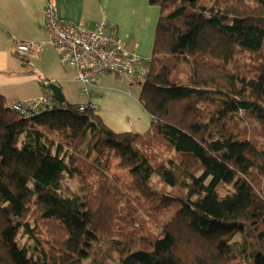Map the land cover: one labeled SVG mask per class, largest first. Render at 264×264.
Masks as SVG:
<instances>
[{
	"label": "trees",
	"instance_id": "1",
	"mask_svg": "<svg viewBox=\"0 0 264 264\" xmlns=\"http://www.w3.org/2000/svg\"><path fill=\"white\" fill-rule=\"evenodd\" d=\"M147 1L160 16L140 77L146 134L114 133L95 110L67 101L25 116L0 95V264H264V146L239 127L264 126V0ZM245 51L257 68L233 70ZM149 141L172 155L152 164ZM105 153L128 172L122 189L178 206L158 235L120 207L125 190L108 178ZM88 171L101 178L97 188L67 195L65 177L86 180ZM153 177L172 192L154 191ZM224 186L231 191L220 196Z\"/></svg>",
	"mask_w": 264,
	"mask_h": 264
},
{
	"label": "crops",
	"instance_id": "2",
	"mask_svg": "<svg viewBox=\"0 0 264 264\" xmlns=\"http://www.w3.org/2000/svg\"><path fill=\"white\" fill-rule=\"evenodd\" d=\"M46 1L0 0V95L10 108L14 103L42 98L45 92L43 81L61 84L57 86L67 101L65 93L67 95L71 88L70 83L77 82L74 69L64 67L55 48L48 43L42 25ZM53 1L59 18L65 22L83 24L91 29L101 21L106 22L126 50L139 58L136 70L139 76L145 72L146 62L152 57L160 16L157 6L149 5L147 0ZM20 42H42L45 45L39 56L22 59L14 53ZM134 77L119 81L121 79L114 75H102L87 88V92L81 85L82 95L77 94L80 103L72 105L94 106L95 114L114 133L144 135L150 130L152 116L140 104V92H132L128 87ZM22 142L23 136L19 147Z\"/></svg>",
	"mask_w": 264,
	"mask_h": 264
},
{
	"label": "built area",
	"instance_id": "3",
	"mask_svg": "<svg viewBox=\"0 0 264 264\" xmlns=\"http://www.w3.org/2000/svg\"><path fill=\"white\" fill-rule=\"evenodd\" d=\"M42 25L49 45L59 55L60 63L66 68L74 69L75 78L84 86V92L102 75H114L121 80L139 76L136 71L139 58L126 50L123 42L112 33L106 22L101 21L92 29L83 24L65 22L59 18L55 2L47 0ZM44 45L42 42H20L14 53L18 58H34L42 53ZM144 73L139 77L144 76ZM42 86L45 89L42 98L14 103L11 109L28 116L31 111L55 107L58 103L49 89V82L43 81ZM88 107L95 110L91 105H81L78 110L84 112Z\"/></svg>",
	"mask_w": 264,
	"mask_h": 264
},
{
	"label": "rangeland",
	"instance_id": "4",
	"mask_svg": "<svg viewBox=\"0 0 264 264\" xmlns=\"http://www.w3.org/2000/svg\"><path fill=\"white\" fill-rule=\"evenodd\" d=\"M209 1H207L205 4H208L209 6L211 4L208 3ZM222 6L226 5L225 2L221 3ZM258 57L257 55L253 54L252 52H242L240 54H238L235 59H234V66H231V64L229 65L231 68H234L233 70L236 71V69L238 68L237 66H242L244 67V69L246 71L249 70H255L257 68L258 65ZM236 64V66H235ZM61 70V69H60ZM186 71V69H183ZM180 79H182L183 81L185 80V74H179ZM142 78H140L139 76L134 77L132 80V85H129L128 87L132 88V92H136L139 91L140 92V88L141 85L140 83H142L141 80ZM130 80V79H128ZM119 81H123V80H119ZM53 83V82H52ZM51 83H49L50 85ZM58 84V82H56V85ZM61 85V84H58ZM82 84L80 82H71L70 83V87L69 91L67 92V95L65 93L67 102H69L70 104H76V103H80L78 101V96L77 94H81L82 88L81 86ZM50 89V88H49ZM51 90V89H50ZM66 91V90H65ZM82 95V94H81ZM240 128L243 127H247L250 135H249V139H252L254 142H256L257 144H259L260 146H264V126H262L260 123L254 121V120H243L241 122V124L239 125ZM53 140L55 141V143L63 142L62 138L58 135L55 134L52 136ZM91 140V137L89 136L86 141ZM84 142V144L82 145L81 148H84L85 145L87 144V142ZM19 145V142L17 143V146ZM19 147V146H18ZM65 148L69 149L70 152V147L65 144ZM145 151L151 161L152 164H156L159 163L160 161L170 157L172 155V152L169 151L163 143H157L155 141H149L147 142L146 146H145ZM95 153H93V155L91 156V160H93L95 158ZM77 158L81 160L83 165H80L78 162L75 164L76 168H79L82 170H85V167L87 168V162L83 161V159H81L80 156L77 155ZM105 158H108L109 160V167H108V173L107 176L108 178H112V177H118L120 180L118 182L120 189L121 190H125L122 189V187L124 185H127L130 182V178L128 176V172L127 170H125V168H123L120 165V161L116 158H114L112 155L110 156V154L105 153L103 156V160H105ZM75 165H73L75 167ZM72 166V167H73ZM77 172V171H76ZM84 174V173H83ZM86 176V180H84V176L83 178H81L78 173H75L74 177H65V180L63 181V189L65 191V193H67V195H71V194H81V187H83L85 184L91 183L93 188H97L98 183L101 181V178L98 176V174L95 172H89L85 174ZM116 179V178H115ZM152 188L154 189V191L156 192H161V190L164 188L163 185L158 181L157 178L153 177L150 181ZM165 189V188H164ZM228 191H231V188L229 186H224V187H220L218 189V194L220 196H224ZM126 194V202H122L120 207L126 209V211L124 213L128 214V209L130 208V213L137 218V221L141 222L142 225H144L145 231L148 234H153V235H158L160 233V226L162 223L170 220V218L172 217V215L175 213V211L177 210L178 206L176 205H170V206H163L161 205V198H143L139 193H136L137 191L134 190H125L124 191ZM170 192H172L170 190V188H166L165 189V193L169 194ZM184 192H186V190H184ZM128 197V198H127ZM131 201V207H128V205H130ZM242 235H237L234 238V241L240 242L242 241ZM17 241L20 245V247H24L25 249L30 248V245H32L30 239H28V236H23L22 235V231L20 230L18 237H17ZM90 258L86 259L85 262L86 264L90 262Z\"/></svg>",
	"mask_w": 264,
	"mask_h": 264
},
{
	"label": "water",
	"instance_id": "5",
	"mask_svg": "<svg viewBox=\"0 0 264 264\" xmlns=\"http://www.w3.org/2000/svg\"><path fill=\"white\" fill-rule=\"evenodd\" d=\"M49 88L53 92V95L57 99V101L59 102V104H62L64 102V97H63V94L61 92V89L57 85H55L53 83H51L49 85Z\"/></svg>",
	"mask_w": 264,
	"mask_h": 264
}]
</instances>
